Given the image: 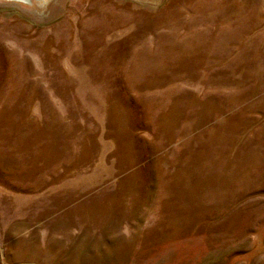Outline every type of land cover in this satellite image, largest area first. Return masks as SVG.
I'll return each mask as SVG.
<instances>
[{
    "label": "rangeland",
    "instance_id": "374dc122",
    "mask_svg": "<svg viewBox=\"0 0 264 264\" xmlns=\"http://www.w3.org/2000/svg\"><path fill=\"white\" fill-rule=\"evenodd\" d=\"M0 264H264V0H0Z\"/></svg>",
    "mask_w": 264,
    "mask_h": 264
}]
</instances>
